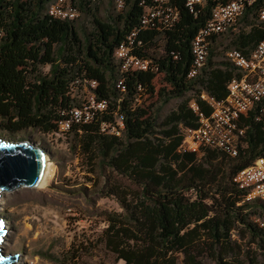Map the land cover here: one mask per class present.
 <instances>
[{"label": "trees", "instance_id": "1", "mask_svg": "<svg viewBox=\"0 0 264 264\" xmlns=\"http://www.w3.org/2000/svg\"><path fill=\"white\" fill-rule=\"evenodd\" d=\"M50 1L0 0V129L57 133L60 121L80 103L77 96L85 82L97 81L94 91L108 100L107 110L64 135L90 172L107 168L136 186L128 193L114 181L109 192L123 211L108 217L100 237L105 247L124 264H179L177 254L184 255L185 264H201L198 257L204 250L213 252L221 264H242L237 257L225 261L230 253L245 255L247 264H264V229L252 219L264 216V202L243 201L244 192L234 183L242 169L264 155V126L256 120L258 112L242 120L246 134L236 157L219 150L199 157L182 149L185 131L199 126L190 102L195 99L200 111L210 115L212 109L200 93L205 90L223 100L226 82L239 75L229 60L215 58L235 47L250 52L264 39L259 6L246 14L238 31L216 42L202 73L189 78L192 42L211 19L214 0L198 6L197 15L186 0H172L180 20L163 33L145 30L140 36L143 44L134 50L139 57L152 59L158 70L124 76L115 50L140 26L154 0H126L122 11L105 20L91 8L94 5L97 11L103 1L80 0L79 10L92 16L89 32L81 31L78 19L47 15ZM162 75L169 88L156 91L155 79ZM120 77H126L123 89L117 88ZM153 94L158 99L147 109L142 99ZM176 98L181 99L176 108L161 117L163 107ZM116 113L125 120L123 136L101 128ZM192 225L199 230L190 234Z\"/></svg>", "mask_w": 264, "mask_h": 264}, {"label": "rangeland", "instance_id": "2", "mask_svg": "<svg viewBox=\"0 0 264 264\" xmlns=\"http://www.w3.org/2000/svg\"><path fill=\"white\" fill-rule=\"evenodd\" d=\"M97 6V11L94 5L91 8L104 20L118 13L114 0L99 2ZM91 20V15L80 11L78 25L81 31L92 29ZM224 43L226 45L228 40ZM215 59L228 61L226 52ZM43 70L48 72L49 67ZM154 83L156 91L164 86L169 88L163 81V75ZM83 89L86 93L85 85ZM157 99L158 95L153 94L146 95L142 101L150 109L149 106ZM180 101L176 98L166 104L161 117L176 108ZM0 137L15 142H30L43 148L52 163L44 185L20 187L12 191L0 188V219L5 230L1 244L3 251L17 254L16 264H124L105 247L100 237L108 225V217L123 211L117 198L109 192L114 181L128 193L135 192L136 186L129 180L118 178L107 168L90 172L78 152L73 150L70 137L66 134L57 132L47 135L32 129L11 133L0 129ZM252 219L260 222L264 221V216H253ZM198 230L197 225H192L189 233ZM233 237L236 239V234ZM232 255H227L225 261L237 257L242 264H247L245 255ZM177 257L179 264H185L183 254H177ZM198 261L201 264H221L210 250H204Z\"/></svg>", "mask_w": 264, "mask_h": 264}, {"label": "built area", "instance_id": "3", "mask_svg": "<svg viewBox=\"0 0 264 264\" xmlns=\"http://www.w3.org/2000/svg\"><path fill=\"white\" fill-rule=\"evenodd\" d=\"M79 1L51 0L46 14L56 19L76 20L80 15ZM208 1L186 0V6L197 15L198 6H205ZM214 1L216 4L212 7L211 19L192 42L194 60L188 73L189 78H195L202 73L216 42L227 33L238 31L241 20L257 6L259 21H264V0ZM114 3L118 11L126 7V0H114ZM179 20L180 11L172 0H154V4L145 9L140 26L134 28L115 50L121 75L157 71L158 66L152 59L141 58L134 53L135 48L143 44L140 36L145 30L163 33ZM226 57L239 73L226 82V98L217 100L205 90L200 93V98L212 109L210 115L200 111L195 99L190 102V107L199 115V126L185 131L182 149L194 152L199 157L205 156L209 150H219L231 157L238 156L240 147L244 146L243 137L246 134V128L241 123L252 111L258 112L256 120L264 126V39L250 52L238 47L227 50ZM125 80L126 77L118 79V89L124 88ZM97 85L95 80L85 82L86 93L82 92L77 96L80 103L70 109L67 119L60 121V134L68 132L74 125L90 123L98 114L107 110L108 100L99 98L94 91ZM101 128L103 132L123 136L124 117L116 113L114 120L102 122ZM234 183L244 192L243 201L264 202V155L258 156L248 167L242 169L235 176ZM254 222L264 229V221L259 222L256 219Z\"/></svg>", "mask_w": 264, "mask_h": 264}, {"label": "water", "instance_id": "4", "mask_svg": "<svg viewBox=\"0 0 264 264\" xmlns=\"http://www.w3.org/2000/svg\"><path fill=\"white\" fill-rule=\"evenodd\" d=\"M48 153L30 142H15L0 137V188L12 191L20 187H39L45 175ZM0 227V264H15L16 255L5 253L1 246L4 225Z\"/></svg>", "mask_w": 264, "mask_h": 264}, {"label": "bare ground", "instance_id": "5", "mask_svg": "<svg viewBox=\"0 0 264 264\" xmlns=\"http://www.w3.org/2000/svg\"><path fill=\"white\" fill-rule=\"evenodd\" d=\"M51 166H52V163L50 162V159H49V156H48L47 169H46V171H45V175H44V177H43V179H42V182H41L40 186H41V185H44V184L47 183L48 175L50 174V168H51ZM1 209H2V208H1ZM1 209H0V210H1ZM4 234H5V233H4ZM15 264H16V262H15Z\"/></svg>", "mask_w": 264, "mask_h": 264}, {"label": "snow or ice", "instance_id": "6", "mask_svg": "<svg viewBox=\"0 0 264 264\" xmlns=\"http://www.w3.org/2000/svg\"><path fill=\"white\" fill-rule=\"evenodd\" d=\"M0 227H2V223H0Z\"/></svg>", "mask_w": 264, "mask_h": 264}]
</instances>
